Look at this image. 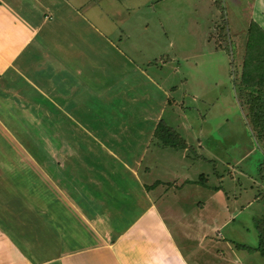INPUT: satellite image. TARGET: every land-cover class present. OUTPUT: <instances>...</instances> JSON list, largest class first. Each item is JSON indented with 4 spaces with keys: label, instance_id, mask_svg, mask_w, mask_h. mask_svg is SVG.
<instances>
[{
    "label": "crops",
    "instance_id": "0c3cea01",
    "mask_svg": "<svg viewBox=\"0 0 264 264\" xmlns=\"http://www.w3.org/2000/svg\"><path fill=\"white\" fill-rule=\"evenodd\" d=\"M175 2L0 0V264H235L224 248L237 245L222 234L234 218L230 195L208 194L207 206L189 190L155 198L140 178L171 100L150 67L168 40L166 14H147ZM253 8L262 27L264 0ZM11 109L36 123L42 145L66 127V183L48 157L15 159L50 147L22 145ZM58 182L65 192L39 194Z\"/></svg>",
    "mask_w": 264,
    "mask_h": 264
},
{
    "label": "rangeland",
    "instance_id": "374dc122",
    "mask_svg": "<svg viewBox=\"0 0 264 264\" xmlns=\"http://www.w3.org/2000/svg\"><path fill=\"white\" fill-rule=\"evenodd\" d=\"M253 4L254 0H244L242 7L239 0H176L168 9L147 14L151 19L166 14L163 18L168 40L161 41L163 52L152 50L149 59L151 75L170 94V104L160 121L168 132L167 140L176 145L157 147L154 137L140 178L155 198L163 193L183 195L189 190L204 195L199 200L207 206L208 194L230 195L225 203L231 204L234 218L222 234L239 246L233 251L224 248L235 264H264V256L256 250L259 232H264V149L253 136L247 109L239 102L235 86L241 76L246 33L252 23L258 22ZM134 58L145 62L140 55ZM16 113L6 111V121L11 129L17 127L21 135L18 141L25 147L32 146L35 152L43 146L50 147V151L27 158H21L22 152L18 151L15 159L38 163L48 157L55 162L60 176L66 174V127L64 136L56 130L53 143L42 145L33 141L39 133L35 132L36 123L24 126V122H17ZM56 122L66 125V121ZM8 143L14 146L16 138L11 136ZM40 177L45 179L41 172L37 179ZM64 178L62 175L59 180L66 183ZM59 184L55 190L54 184L40 185L38 192L52 196L65 192V186ZM220 203L225 208L223 201ZM216 206L215 201L212 207L216 210Z\"/></svg>",
    "mask_w": 264,
    "mask_h": 264
},
{
    "label": "trees",
    "instance_id": "16d2710c",
    "mask_svg": "<svg viewBox=\"0 0 264 264\" xmlns=\"http://www.w3.org/2000/svg\"><path fill=\"white\" fill-rule=\"evenodd\" d=\"M219 8L221 7L219 6ZM216 49L227 50L224 48ZM235 86L239 102L247 109L246 117L250 121L248 123L253 136L264 149V29L257 23H252L246 33L241 76L240 80L235 82ZM163 130L162 123L159 121L154 133L156 140L162 146H175L174 141L167 140L165 134L168 132ZM183 144L185 148L186 143ZM259 237L260 244L256 250L261 251V255L264 256V232L262 230L259 232Z\"/></svg>",
    "mask_w": 264,
    "mask_h": 264
}]
</instances>
